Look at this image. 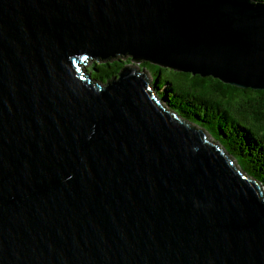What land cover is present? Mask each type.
<instances>
[{
	"label": "water",
	"instance_id": "water-1",
	"mask_svg": "<svg viewBox=\"0 0 264 264\" xmlns=\"http://www.w3.org/2000/svg\"><path fill=\"white\" fill-rule=\"evenodd\" d=\"M124 56L264 90V2L0 0V264H264V186Z\"/></svg>",
	"mask_w": 264,
	"mask_h": 264
},
{
	"label": "trees",
	"instance_id": "trees-1",
	"mask_svg": "<svg viewBox=\"0 0 264 264\" xmlns=\"http://www.w3.org/2000/svg\"><path fill=\"white\" fill-rule=\"evenodd\" d=\"M130 65L147 70L152 85L172 111L208 131L264 186V90L239 88L211 76L179 72L145 60L136 62L131 56L91 60L85 69L106 83Z\"/></svg>",
	"mask_w": 264,
	"mask_h": 264
},
{
	"label": "rangeland",
	"instance_id": "rangeland-1",
	"mask_svg": "<svg viewBox=\"0 0 264 264\" xmlns=\"http://www.w3.org/2000/svg\"><path fill=\"white\" fill-rule=\"evenodd\" d=\"M89 63H91V60H90V62ZM89 63L88 64H83L82 66H83V69H85L86 67H87V65H89ZM136 65V64H135ZM145 73L146 74H148L149 76H150V78L149 79H152V76L149 74V72L147 71V70H145ZM152 83V82H151ZM154 87V86H153ZM155 88V87H154ZM215 141H216V139L215 138H213Z\"/></svg>",
	"mask_w": 264,
	"mask_h": 264
},
{
	"label": "clouds",
	"instance_id": "clouds-1",
	"mask_svg": "<svg viewBox=\"0 0 264 264\" xmlns=\"http://www.w3.org/2000/svg\"><path fill=\"white\" fill-rule=\"evenodd\" d=\"M83 64V63H82ZM84 64H86V62L84 63ZM151 80V79H150Z\"/></svg>",
	"mask_w": 264,
	"mask_h": 264
},
{
	"label": "flooded vegetation",
	"instance_id": "flooded-vegetation-1",
	"mask_svg": "<svg viewBox=\"0 0 264 264\" xmlns=\"http://www.w3.org/2000/svg\"><path fill=\"white\" fill-rule=\"evenodd\" d=\"M110 60V59H109ZM113 61V60H112Z\"/></svg>",
	"mask_w": 264,
	"mask_h": 264
}]
</instances>
